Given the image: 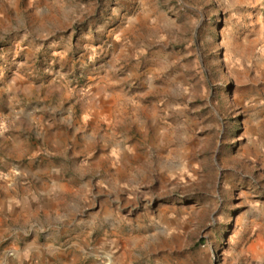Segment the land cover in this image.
Segmentation results:
<instances>
[{"label": "rangeland", "instance_id": "1", "mask_svg": "<svg viewBox=\"0 0 264 264\" xmlns=\"http://www.w3.org/2000/svg\"><path fill=\"white\" fill-rule=\"evenodd\" d=\"M0 264H264V0H0Z\"/></svg>", "mask_w": 264, "mask_h": 264}]
</instances>
